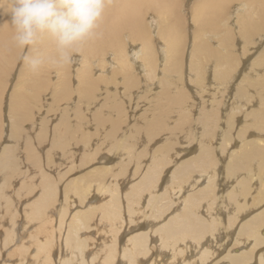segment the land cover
Returning a JSON list of instances; mask_svg holds the SVG:
<instances>
[{
  "label": "bare ground",
  "instance_id": "obj_1",
  "mask_svg": "<svg viewBox=\"0 0 264 264\" xmlns=\"http://www.w3.org/2000/svg\"><path fill=\"white\" fill-rule=\"evenodd\" d=\"M9 6L0 264H264V0H111L35 72Z\"/></svg>",
  "mask_w": 264,
  "mask_h": 264
},
{
  "label": "clouds",
  "instance_id": "obj_2",
  "mask_svg": "<svg viewBox=\"0 0 264 264\" xmlns=\"http://www.w3.org/2000/svg\"><path fill=\"white\" fill-rule=\"evenodd\" d=\"M111 0H9L8 14L14 28L13 40L34 51L23 57L37 71L46 63L71 61L77 46L94 37ZM54 45V54L35 50L43 41Z\"/></svg>",
  "mask_w": 264,
  "mask_h": 264
},
{
  "label": "rangeland",
  "instance_id": "obj_3",
  "mask_svg": "<svg viewBox=\"0 0 264 264\" xmlns=\"http://www.w3.org/2000/svg\"><path fill=\"white\" fill-rule=\"evenodd\" d=\"M22 56L23 57V55H22V53H20L19 55H18V57L19 56ZM20 56V57H21ZM20 57L18 58V59H20ZM17 59V63L19 64V62L18 61H20V60H18ZM17 63H15V66H14V68L12 69V71H11V73L14 75V76H16V74H17ZM21 63V62H20ZM18 77V76H17ZM9 78H10V76H9ZM16 78V77H15ZM15 78H14V80L13 81H15ZM9 84H10V81H8V83H7V88L6 89H8V87H9ZM7 91V90H6ZM4 94H5V91L3 92ZM1 112H2V114L4 113L3 111H2V108H1ZM140 113V112H139ZM138 112H136V114H139ZM136 118V117H135ZM3 119V116L1 117V120ZM133 123H135V122H132V124ZM138 123H140L139 121H138ZM131 124V123H130ZM125 125V124H124ZM2 137L4 138V134L3 133H1V138L0 139H2ZM164 141H165V139H164ZM178 148V147H177ZM65 170V169H64ZM222 179V180H221ZM221 180V181H220ZM217 184H218V192L220 193L222 190H223V192L225 191V189H226V186H227V188L229 187V185L224 181V179H223V177H222V175H218V179H217ZM221 194H223L222 192L220 193V198L218 199L219 200V202H220V206L222 205V204H224L225 203V198L224 197H222V195ZM224 195V194H223Z\"/></svg>",
  "mask_w": 264,
  "mask_h": 264
}]
</instances>
